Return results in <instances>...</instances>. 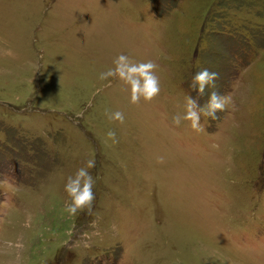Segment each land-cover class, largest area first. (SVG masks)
<instances>
[{
  "label": "rangeland",
  "instance_id": "rangeland-1",
  "mask_svg": "<svg viewBox=\"0 0 264 264\" xmlns=\"http://www.w3.org/2000/svg\"><path fill=\"white\" fill-rule=\"evenodd\" d=\"M120 54L154 100L99 79ZM205 68L231 103L175 125ZM0 264H264V0H0Z\"/></svg>",
  "mask_w": 264,
  "mask_h": 264
},
{
  "label": "clouds",
  "instance_id": "clouds-1",
  "mask_svg": "<svg viewBox=\"0 0 264 264\" xmlns=\"http://www.w3.org/2000/svg\"><path fill=\"white\" fill-rule=\"evenodd\" d=\"M4 54L11 56L13 52L11 49H5ZM113 65L114 67L101 72L99 79H119L127 86L130 103L138 104L141 100L150 102L160 94V80L156 74L158 65L154 61L136 62L127 55L120 54L114 59ZM217 75L216 72L206 68L193 75L190 88L198 93V96H203L209 88L213 90L208 93V99L203 106L198 103L196 97L190 95L186 97L184 112L173 117L175 125L179 126L182 120H187L190 121L193 130H203L200 123L201 115L214 120L217 118V113L224 111L226 106L231 103V97L222 95L215 90ZM106 115L109 120L124 122V114L120 111L106 112ZM107 138L111 139L113 143L117 142L116 134L113 131L107 133ZM157 162L163 163V157H158ZM94 166L95 161L90 159L86 161L85 166L80 167L74 175L67 178L64 190L69 199L65 204V211L71 216L85 210L91 213L95 199L94 179L88 169Z\"/></svg>",
  "mask_w": 264,
  "mask_h": 264
}]
</instances>
